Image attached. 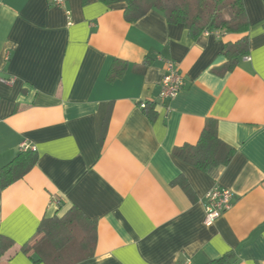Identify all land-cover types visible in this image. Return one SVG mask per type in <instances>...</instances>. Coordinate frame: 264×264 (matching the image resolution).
<instances>
[{
  "label": "crops",
  "instance_id": "0c3cea01",
  "mask_svg": "<svg viewBox=\"0 0 264 264\" xmlns=\"http://www.w3.org/2000/svg\"><path fill=\"white\" fill-rule=\"evenodd\" d=\"M242 2L246 51L223 71L244 34L191 39L156 9L128 22L124 3L0 0V170L22 144L37 155L0 189V264H46L32 239L71 208L94 226L75 264H264V0ZM167 60L184 86L160 103ZM209 122L234 157L199 169L175 151ZM214 187L232 206L207 227Z\"/></svg>",
  "mask_w": 264,
  "mask_h": 264
},
{
  "label": "trees",
  "instance_id": "16d2710c",
  "mask_svg": "<svg viewBox=\"0 0 264 264\" xmlns=\"http://www.w3.org/2000/svg\"><path fill=\"white\" fill-rule=\"evenodd\" d=\"M105 5L124 3V18L133 22L152 9L163 13L170 24L185 27L188 35L196 38L206 29L223 30L227 33L244 34L235 43L225 44L221 54L226 58L223 71L231 70L238 57L245 54L247 47L248 21L242 0H99ZM145 106L144 109H146ZM216 128L209 122L203 129L196 146L180 148L176 156L199 169L210 165H226L234 157V149L223 144L217 138ZM36 151L26 150L19 153L0 170V189L8 187L21 179L36 165ZM78 210L71 208L61 218H53L39 234L38 240L31 247L38 259L46 264H75L88 257L85 253L92 250L94 235L92 223L86 224ZM94 229V228H93ZM0 237V256L9 248ZM29 245V244H28ZM26 245V247L28 246ZM24 247V248H26ZM92 252V251H91ZM228 256L210 262L224 264Z\"/></svg>",
  "mask_w": 264,
  "mask_h": 264
},
{
  "label": "built area",
  "instance_id": "2783aa9c",
  "mask_svg": "<svg viewBox=\"0 0 264 264\" xmlns=\"http://www.w3.org/2000/svg\"><path fill=\"white\" fill-rule=\"evenodd\" d=\"M54 5L61 7L63 0H54ZM205 35L210 34V31L205 30ZM163 67V75L159 83L158 100L160 103L171 102L181 92L184 86V78L179 73L176 63L172 61H165ZM12 78L4 79L0 77V82L10 83ZM146 106L145 102H141L139 107L144 109ZM169 108V107H168ZM167 108V110H168ZM20 149L23 151L27 150V146L22 144ZM233 194L228 189L220 187H214L208 191L204 196V220L203 224L210 227L214 222L219 219L224 213L230 210L232 206ZM180 264H192L190 260H185Z\"/></svg>",
  "mask_w": 264,
  "mask_h": 264
}]
</instances>
